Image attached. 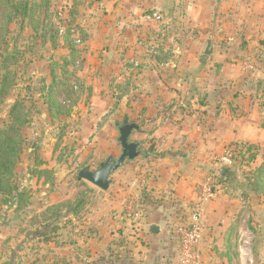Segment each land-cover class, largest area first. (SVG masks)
I'll list each match as a JSON object with an SVG mask.
<instances>
[{
  "label": "rangeland",
  "instance_id": "obj_1",
  "mask_svg": "<svg viewBox=\"0 0 264 264\" xmlns=\"http://www.w3.org/2000/svg\"><path fill=\"white\" fill-rule=\"evenodd\" d=\"M26 1H49L50 23L67 39L60 37L53 50L27 42L28 26L20 29L18 16L6 23L0 11V59L19 47L15 86L0 98V126L15 101L26 108L22 151L8 178L15 190L9 199L0 194V264H138L140 256L129 254L128 228L140 222L138 194L148 190L144 202L157 203V172L164 169L158 155L170 147L165 137L192 130L194 117L202 120L199 104L206 101V84L246 78L260 64L236 53L242 51V37L251 47L253 25L264 18V10L255 0H105L113 7L122 2L126 14L117 16L122 24L111 31L110 41L98 45L90 39L108 14L104 0H76L72 17L71 0ZM43 8L35 10L39 17L46 14ZM37 21L34 16L32 25L39 27ZM96 48L100 55H90ZM54 61L64 65L63 72ZM53 68L64 86L53 93L62 113L50 115L47 105L33 100L30 85L38 89L44 78L47 86ZM124 119L139 126L130 140L141 143L140 156L110 175L107 191L78 181L85 166L95 171L107 157L120 155L115 124ZM156 129L164 134L152 136ZM208 173L200 172L199 181ZM142 237L135 232L131 238L144 246ZM171 258L174 262L162 256L160 264H179Z\"/></svg>",
  "mask_w": 264,
  "mask_h": 264
},
{
  "label": "crops",
  "instance_id": "obj_2",
  "mask_svg": "<svg viewBox=\"0 0 264 264\" xmlns=\"http://www.w3.org/2000/svg\"><path fill=\"white\" fill-rule=\"evenodd\" d=\"M255 1V5L264 10V0ZM101 3L108 14L98 21L90 39L98 45L110 41L111 31H116L115 27L122 24L117 21V16L126 14L122 2L115 7L105 0ZM257 19L253 25L255 31L250 35L251 47L243 43L246 39L242 37V47H239L242 51L236 50V54L250 56L257 63L261 61L260 64H256L246 78L237 80L234 77L216 85L206 84V101L199 104L202 120L194 117L192 130L165 137L170 147L158 155L164 162V169L157 172L158 189L161 190L155 200L157 203L144 202L148 190L138 194L139 211L142 210L140 222L129 225L128 221L131 237L138 232L139 238L143 235L146 241L143 246L141 239L128 238L129 254L140 256L138 264H160L162 256L169 258L168 261L174 262L171 257L176 260L178 244L173 229L188 218L196 205L201 210L203 230L195 264H264V205L262 199L250 191L245 178L264 163V18ZM89 53L96 56L101 52L96 48ZM191 96L187 100L193 103ZM157 133L164 134L156 129L151 135L157 136ZM243 144L253 146L254 160L247 163L239 159L233 167L225 169V176L219 177L221 184L219 182L217 197L199 204V173L202 172V176L208 173L210 156ZM205 167L207 172L203 173ZM152 226L157 227V233L151 231ZM135 246L138 249L134 250ZM156 251H161L162 255L153 258L151 253Z\"/></svg>",
  "mask_w": 264,
  "mask_h": 264
},
{
  "label": "trees",
  "instance_id": "obj_3",
  "mask_svg": "<svg viewBox=\"0 0 264 264\" xmlns=\"http://www.w3.org/2000/svg\"><path fill=\"white\" fill-rule=\"evenodd\" d=\"M75 1L76 0H71L74 6L76 5ZM42 5H44L43 10L46 11V14H44L42 17H39L36 12ZM0 11L5 14L4 19L6 23H11L13 18L18 16L20 18V21H18V23L21 25L20 29H24L26 26H28L30 34L27 42L30 40H35L39 42L41 47L49 45V47L53 50L57 48L58 39L60 37L64 40L67 39V34L59 35V29H56L54 24L50 23L51 11L49 1H43L40 5H32L26 0H0ZM75 11L76 6L71 12H69L68 16H74ZM34 16L38 19V24L40 23L39 27L38 25H32ZM24 20H27L26 25H24ZM19 30L17 33L18 35L21 33ZM23 47H25V45ZM28 49H30V47H28ZM18 50L19 47L14 45L12 51L7 53L3 59H0V98H3L5 95H7L9 90L15 86L14 78L16 75L13 73V70L19 67V58H17V56L19 57ZM20 54L22 57L21 59H24L22 56L23 54ZM76 54L77 51H74L73 49L70 51V56H74ZM52 65L59 67L60 72L64 71V65H59L55 61L52 63ZM50 75V80L47 83V86L46 80H44V78L39 80V83L42 84L38 89L33 88L32 85L36 84L32 83L30 85V94L33 100L39 101V103L42 105H47V110L50 115H55L54 111H56L57 114H61V109L54 103L53 93L56 89L62 88L64 83L59 81L58 77L54 73V68L50 71ZM85 87L89 97L90 87ZM27 91H29L28 88ZM33 103L35 102L33 101ZM25 109L26 108L23 102L15 101L7 113L6 120L0 126V194H2V196L7 199L12 197L13 191L15 190V187H12L9 184L8 178L14 174V170L17 166L22 151L20 130L23 125V121L21 122V119L22 117H25ZM240 146H242L243 152L238 157V159H236L235 163L239 159L241 161H246L247 163L252 162L255 156L253 153V146L244 144ZM40 174H42V172H40ZM223 176H225V174L221 173L220 177ZM245 178L246 185L249 187L250 191L256 196L260 197L264 205V163H262L254 171L246 174ZM220 181L221 179L218 180V182Z\"/></svg>",
  "mask_w": 264,
  "mask_h": 264
},
{
  "label": "built area",
  "instance_id": "obj_4",
  "mask_svg": "<svg viewBox=\"0 0 264 264\" xmlns=\"http://www.w3.org/2000/svg\"><path fill=\"white\" fill-rule=\"evenodd\" d=\"M240 145L231 146L220 154L210 156V169L208 175L197 188L198 203L213 200L217 197V182L221 171L233 167L236 159L242 154ZM202 214L196 205L188 218L173 229L178 244V263L195 264L198 261V246L202 237Z\"/></svg>",
  "mask_w": 264,
  "mask_h": 264
},
{
  "label": "water",
  "instance_id": "obj_5",
  "mask_svg": "<svg viewBox=\"0 0 264 264\" xmlns=\"http://www.w3.org/2000/svg\"><path fill=\"white\" fill-rule=\"evenodd\" d=\"M208 46L205 51V55H209ZM118 132L116 141L120 145L121 153L117 158L113 156L107 157L103 162L99 163L98 169L91 171L89 166L82 168L77 174V180H84L101 191H107L110 180L109 177L112 173L118 170L125 162L134 161L140 156L138 150L141 146L140 142H134L130 140L133 132L139 131V126L128 119H124L120 124H115ZM222 174L226 173V170L221 171ZM153 233H157L158 229L156 226L151 227Z\"/></svg>",
  "mask_w": 264,
  "mask_h": 264
}]
</instances>
